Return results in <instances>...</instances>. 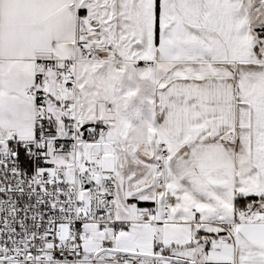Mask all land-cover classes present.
I'll use <instances>...</instances> for the list:
<instances>
[{"label": "snow or ice", "instance_id": "obj_1", "mask_svg": "<svg viewBox=\"0 0 264 264\" xmlns=\"http://www.w3.org/2000/svg\"><path fill=\"white\" fill-rule=\"evenodd\" d=\"M0 264H264V0H0Z\"/></svg>", "mask_w": 264, "mask_h": 264}]
</instances>
